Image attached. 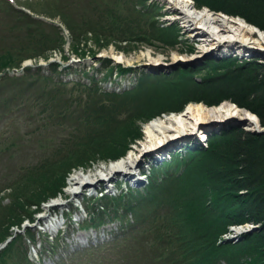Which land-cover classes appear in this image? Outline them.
<instances>
[{"label": "rangeland", "instance_id": "1", "mask_svg": "<svg viewBox=\"0 0 264 264\" xmlns=\"http://www.w3.org/2000/svg\"><path fill=\"white\" fill-rule=\"evenodd\" d=\"M89 1L91 2V7L98 3L96 0ZM100 1L102 4H105V2L108 4V6H106V12L104 13L105 17L102 18L100 16L95 19V21L91 24V27L94 29L96 25L103 27L100 29L101 33L103 34L102 40L98 39V41H96L90 35V33H87V39L85 40L83 38L82 41L72 42V39L69 37L70 33L72 37L74 36L79 38V36L83 35L86 29H91L88 21L92 16V12L87 13L88 7L85 0H80L83 6L79 7L80 12L87 13L84 15V18L80 15V13L77 14L76 11L74 14L77 15L62 14V10H64V12H69L73 8V3L76 2V0H11L15 7H21V10H24L30 14V16L21 13L20 17L24 16L25 18H23V20L20 19L17 21L18 25L21 23L18 37L15 35L10 36L9 34L11 30H6L0 34L1 42L5 43L6 41L4 40L6 39L7 43L10 44L6 49V52L9 51L8 55L12 57L16 56L15 58L4 60V64H15L22 58L31 57L32 55L38 54L37 56L30 58L32 62L31 66L33 67H30L32 69L28 74V78L20 79L16 77L20 73L10 71L11 76L17 79L15 81V93L23 92L32 78L40 80V76H53L51 81L52 85H66L62 88L54 90L51 89L47 84L43 83V85L48 88L46 95L47 98H54L53 104L51 105L50 109L46 108L43 104V99L38 98L37 105L32 111L31 121L26 122L27 118H23L24 121L22 124L26 127L18 134V136H20L22 139L20 141H16L14 138L12 141V146L9 149L7 147L5 148V150L8 151L4 154V161L0 162V164H2L1 168H3L0 170V211L5 208L6 211H10L9 204L13 198L18 200V204H22L26 202V199H29L35 195H37V197L34 198L35 201L37 198H42V196H45L44 200L37 202L38 210L41 212V214L39 216H34V224H28L27 221L23 220L21 221L22 226L29 227L30 232L34 234V240L36 243H34L35 247H33V243L28 241H25L23 244L26 255H28L34 264H147L149 260L146 258L143 259L142 251L147 248L149 240L146 239V242H143V239L145 237L148 238L147 235L149 234V231H152L150 229L152 226L150 223L154 224V218L153 216H148V219L144 222V226L138 225L136 229L130 230L128 227H135L137 225L136 220L137 222H141L142 220L137 214V212H140V210L129 213L131 208L127 209V206L137 205L139 207L141 200H145V197L147 196L145 187H147L148 182L152 180L154 185L159 186V189H162L167 185L171 188L170 183L174 185V183L178 181L180 175H183L185 164H187L191 158L195 156L194 149L197 148L193 143L195 140H197V136L196 133L193 132L189 135L177 137L176 139H180H178V142L176 143L175 141L177 140H171L173 144L169 145L171 143L170 142L168 144L169 146H165L164 150H168L170 154L174 155L173 159L175 161L171 160L173 161V166L167 169V167L165 168L164 166L165 164L163 165L162 163L170 161H161L160 159L152 161L154 169L152 174H150L148 181L146 183H137L134 185V182L129 180V183L132 185V187L128 186L127 192L122 191L121 187L110 191L108 196L115 195V198H113L115 199V202L113 203V199H109L107 201L100 200V195L96 193V190H98V188H100L102 185L104 186L107 180H99L100 183L96 184L92 190L89 188L88 190H85L82 187L79 192H77V194L69 195L67 192V185L69 180L74 177L75 174H98L100 168H106L112 163H117L118 161L116 162L114 160H118L119 158L116 157L115 159L110 157L111 160L107 161L106 159L103 160L100 158V156L95 155V153H97L95 152L92 156L93 161L88 163V169L84 170L81 166H78L79 164L76 163L73 164L71 162H67L61 166L57 164L55 162V157L58 155L57 150L64 149V147L61 148L63 146L62 144L68 138V133L71 130L69 129L67 133L65 131V126L60 125L61 120L63 119V114L70 111L71 109L78 108V106L82 103H90L88 97H94L99 93L102 94L101 99L103 100L100 110L106 111L108 107L106 101L104 100L108 99L105 94L116 93L118 96H120V100L124 105L120 113L117 111L116 113H119L118 115L116 113V115L106 114L102 120H98L92 125L93 134L90 135L94 137L97 136V140L103 143L105 142L106 138V127L109 129L110 126L116 125L117 123L119 124L128 117L136 116L138 110L141 109V112L144 110L147 111L150 107L151 116L149 118L140 116V112L136 119H132L134 122L132 124L133 129L137 128L142 137H137L132 141V143H130V146H128L126 149L128 153L131 148H143L142 140L143 135L146 133L145 127L150 120L155 122H163L165 118L172 116L169 113L170 110L179 107L178 104L182 99H174L173 101L168 99L167 101H162L164 104H159L160 107H158L157 110L154 109L158 101L162 100L159 98L162 95H165V93L163 91L159 92L160 90H158L156 91L158 94L157 97L151 98V95L154 94L153 88L162 85L166 78L171 79L173 75L179 71H194L202 67L207 61H218L228 57H238L240 58L239 60H242L241 58H244L245 56L247 58L257 57L262 63H264V54L259 52H247L242 47L244 51L239 53V55L232 54V51L236 50L238 46H229L228 48L213 50V52L210 49L211 47L207 45V42H203V40L198 42L197 40H193L192 36L190 37L187 34H183L184 30H182L183 26L180 23V20H178V22H174L176 23L174 24L171 23V17H175L173 14H171L170 18L164 16V14L168 13L165 11L169 9L170 6L164 4L161 1L112 0L114 2H118V4L112 5L110 4V1L108 3V0ZM191 1L193 2L194 10L202 9L200 6L194 5L195 1ZM128 6L133 7V9L136 11V15H138L140 19L141 26L143 27L144 31H148L147 34L151 35L152 25L149 28L150 23H153L155 26L160 28H171V31L166 32V37L169 39L168 43L170 44L164 43V40L161 42L158 39L153 40L149 45L140 42L122 44L120 42L121 37H125L127 41H132L128 36H131L130 34L136 28L135 26L121 28L120 25H118L121 15L127 10ZM206 9L209 10V8ZM58 11L61 12V15L58 14ZM209 11L211 13H217L211 10ZM32 13L42 15L44 17L46 16L50 19H55V25L62 29V33L64 35V39L62 40L60 46H56L57 38L55 36L51 35L47 37L44 34L42 24L38 23L33 28L25 25L26 22H32ZM217 14H223V16L230 17L223 12H218ZM79 21H83L84 25L82 27H75V25L80 23ZM60 23L63 26H61ZM64 28L69 33L65 31ZM50 29L51 26H47L45 31L49 32L51 31ZM109 33H112V39L107 40V35ZM26 34L27 36L25 41L27 43H23V36ZM33 41H40L41 46H34ZM30 42H32V45L28 44ZM45 42L51 44V47L47 48L48 50L46 49L44 52H42L43 48L47 46ZM5 46L6 45L3 47ZM55 49L58 51L50 52V50ZM45 52L47 54L46 57L43 54ZM3 54L5 53H0V56ZM117 58L121 59V61ZM104 60H106L107 66L109 65L108 62H110V65L113 68L118 65L121 66L122 69L128 68L129 72H127L126 75L122 77L117 76L115 74V70L111 74L110 71L104 70L105 68L102 66ZM39 64L42 66H37ZM49 64H54V66ZM150 77L153 78L149 80L146 79L147 83L140 85V83L144 82L141 81L142 79ZM198 77L199 74L194 76L195 79ZM36 83L37 82H34L32 86H35ZM135 93L139 94L136 96L134 95ZM132 96L136 97L131 99ZM28 101H31L30 98H28ZM31 103L34 104L32 101ZM192 104H200L205 108L214 107L205 106L201 103H190L186 107L182 108L180 112L183 113L185 109ZM223 104L231 105L237 110H243L245 113L253 116L256 119V116L249 111L233 106L227 101L225 103H221L218 106ZM34 106L35 105H33V107ZM151 112L153 113L151 114ZM173 112H176L174 116L179 114L176 109L173 110ZM79 117L80 116L78 115L75 116V118H77L76 123L79 120ZM178 118L180 119V122L185 123L186 127L191 122L192 117L188 114ZM199 124L201 125V123ZM189 126L191 127V125ZM203 126L206 128V131L202 130L200 132H203V134H206L210 137L223 135L229 133L230 131H233L235 135L234 137L238 138H240L241 135L239 132L242 134L247 132L249 136L254 134L264 135L257 133L260 131L257 125L255 126L254 124L251 126L246 122V119L241 117H233L228 119V121H205L202 122V127ZM88 127L89 126L87 125V128ZM48 139L55 141L54 148H52V141H49L51 143L46 144L48 142L46 140ZM22 146L25 149H23ZM56 146H58V149ZM201 146L204 148L203 144H200L199 148ZM186 148H190L191 153L194 155H192L190 152H188V154H186V152H182L185 151L183 149ZM16 149L18 151H16ZM3 150L4 149L0 150V154ZM79 151H83V149H80ZM126 151L122 154V157L127 156ZM150 152H146L141 157V160L137 162L138 164L135 163L134 166L137 167L141 162L151 158L153 154ZM13 153L14 155H12ZM123 159H120L119 161H123ZM45 161H49L47 167L40 170L43 172L42 174H45L43 175L45 177H42L38 183L34 184L30 189L20 186L21 184L16 185L18 182L24 184L26 176L28 174H32L33 170H35L33 172V175H35L39 171L38 169L40 165ZM136 161L137 159L135 162ZM74 165L78 167H75ZM70 168L72 169L62 180L63 184H60V192H56V194L53 196L51 194V189L53 190L56 188L54 182L56 180L59 181L57 177L58 173L61 175L65 169ZM150 168L151 167L148 166V168L141 167L140 169L142 174L146 176ZM128 172L131 173L133 170L131 171L130 169ZM120 175L121 176L116 177V179L108 180L107 182L123 184L126 181V176L128 174ZM167 177L170 180L166 179ZM219 178H225V183L219 181ZM226 179L230 178H228V174L224 173L218 178L214 176L209 177V179H207L210 184V188L208 190L211 189L212 185L226 187L229 183ZM191 181L195 182V184H199L201 191L205 188L206 183L198 175V171H195L192 174ZM34 191H36V194H32ZM79 193H82V195L85 193L83 200H81L82 195H79ZM103 203L106 205L104 206L105 209H103L104 214H98V217L96 215L94 225L96 227L101 225V227L98 229H94V226L93 228H90V221L86 215V211H88L87 209H93L98 205H102ZM71 204L74 212H69L70 215L67 220L62 219L60 215H57L56 217L54 216L55 212L60 214V212L65 213L67 211H71ZM121 206L126 208L127 212L120 210ZM115 207L118 208V213L114 211ZM34 209L35 207H31V210ZM151 209H153L152 206L143 207L142 211H148ZM13 211L11 212L14 215L15 212ZM41 217L43 219H40L39 221V218ZM206 217H208L213 224L220 222L219 216L213 211L207 213ZM52 220H54V222ZM38 222L43 224L45 223V225L39 226ZM260 228H262V225H249L248 228L242 229L244 232H242L240 235H234L233 231H230L228 228V230H226L228 233L223 236V238H221L218 243L220 244L224 242L222 243L224 247L237 246L235 250H233L235 252L246 249L248 244L244 245V248L239 246H242V243L249 241L251 235H258V230H260ZM40 229L44 230L41 231ZM141 230L147 231L141 234L139 233ZM9 231L13 233V231L18 230L15 227L10 226ZM247 235L250 237H248L247 240H244ZM123 237L125 238L123 239ZM46 238L53 240L58 238L60 243L65 245L60 247L58 251L59 253L57 255L55 254L56 257L53 256L55 258L49 256V254L43 250L42 246H40V248L38 247L39 243H42ZM170 242H173L171 246L177 245L176 247H178L180 245L179 240L172 239ZM256 243V239H252L251 245H256ZM227 244L231 246H227ZM242 254L238 258V261L242 260ZM253 254V251L252 255L248 252L246 258L254 257ZM168 255L175 254L168 252ZM217 260L222 261L221 259ZM157 262H159V260H155L154 264Z\"/></svg>", "mask_w": 264, "mask_h": 264}, {"label": "trees", "instance_id": "2", "mask_svg": "<svg viewBox=\"0 0 264 264\" xmlns=\"http://www.w3.org/2000/svg\"><path fill=\"white\" fill-rule=\"evenodd\" d=\"M193 1H195L194 5L204 6L217 13L223 12L230 17H239L249 25L264 31V0ZM131 18L122 17L118 25L121 28L135 26L134 30H139L135 36H128L130 40L132 38L134 40L127 41L125 37H121L120 42L125 44L149 42L152 37L142 34L141 24L139 27V23L132 21ZM101 27L95 26L100 29ZM100 29H93L96 41L103 38ZM166 32L168 30L157 28L153 31V35L159 41L164 40V43H168ZM111 34L107 35V40L112 39ZM197 74L199 77L195 79L194 76ZM158 90L163 91L165 95L159 98L162 100L155 105L156 110L160 107L159 104H164L162 101L168 99L172 101L182 99L178 104L179 107L175 108L177 111L182 110L190 102L202 103L210 107L227 101L255 115L260 127L264 129V65L232 58L211 60L194 71H179L171 79H165L164 84L153 89L154 94L151 98L157 97ZM150 109L149 107L147 111L142 112L140 109L136 116L128 117L121 123L110 126L109 129L106 127V138L103 143L97 140V136L90 135L93 134L90 129L84 131L83 121L86 120V124L88 120L95 123L102 120L106 114L115 115L113 111L108 110V113L100 114L95 112V116H90L94 118L85 115L79 117L77 123L76 118L71 117L69 122L78 127H75L76 125L71 127L70 135L64 142L66 155L57 163L60 166L67 162L83 166L82 164L93 161L92 156L95 152H97L95 155L103 159L115 158L123 154L140 134L137 128L133 129L132 119H136L140 112V116L149 118ZM239 133L240 138L234 137L233 131L210 137L206 148L195 150V156L185 164L183 175H180L174 185L170 183L171 188L167 185L166 188L155 191L147 197L144 206L153 207V215L150 216H153L154 224L152 223L150 227L152 232L147 235L148 238L143 239V242L148 239L149 244L142 253L143 259L150 261L149 264H154L155 260H159L158 264H264V135L249 136L247 132ZM80 149L83 151H79ZM47 165L48 163L45 162L39 169H45ZM71 169H65L61 175L58 173L59 181L54 182L56 188L51 189L53 196L56 192H60V184H63L62 180ZM40 170L35 175L26 176L24 184L18 182L16 185L21 184L20 186L30 189L45 177ZM195 171H198V175L206 183L202 191L199 184L191 181ZM223 173L228 174L230 178L226 179L228 185L226 187L212 185L208 190L210 184L207 179L211 176L218 178ZM219 181L225 183V178H219ZM32 194H36V191ZM35 197L37 195L26 199L22 204H18V200L13 198L9 204L10 211H6V208L0 211V241L9 235L10 226L19 225V228L23 219H32L31 207L38 208L37 202L45 199V196H42L35 201ZM113 202L115 199L112 200ZM104 206L105 203L93 208L89 214L90 227L95 225L96 215L98 217V214H104ZM128 208H131L130 211L141 210L139 207ZM127 209L124 208V211L127 212ZM11 211L15 214L13 215ZM114 211L118 213V208L115 207ZM210 211L219 216V223L213 224L206 217ZM137 214L142 219L139 225L144 226L146 217L142 212L138 211ZM244 224L262 225L258 235L253 234L254 236L251 237L247 235L244 240L248 237L250 240L242 243V246L238 245L243 247L248 244L246 249L235 252L233 250L237 246L224 247L222 243H218L226 232V227ZM146 231L141 230L139 233L143 234ZM27 239L32 241L28 235ZM172 239L179 240L180 245L169 249L168 244ZM252 239H256V245H251ZM24 241L20 235L14 237L6 248L0 251V264H31L23 247ZM46 243L50 244L49 241ZM172 243L170 242L169 245L171 246ZM49 248L53 250L52 246ZM252 251L254 257L246 258L248 252L252 255ZM168 252L175 255H168ZM241 254L242 260L238 261Z\"/></svg>", "mask_w": 264, "mask_h": 264}, {"label": "bare ground", "instance_id": "3", "mask_svg": "<svg viewBox=\"0 0 264 264\" xmlns=\"http://www.w3.org/2000/svg\"><path fill=\"white\" fill-rule=\"evenodd\" d=\"M158 1L170 6V8L165 12L175 14V19H179L181 21L180 23L183 26V29H181L184 30L183 34H187L190 37L195 34L194 37H198L199 39H202L203 42H207V45L211 47L210 49L212 51L228 48L229 46H238L245 48L247 52L256 51L264 54V31L250 26L246 21L236 17L223 16V14L211 13L206 8L194 10L193 2L191 0ZM119 60L121 61V59ZM188 114L192 118L191 122L185 127V123L180 122L178 117L186 116ZM233 117L246 119V122L251 126L254 124L256 126L258 123L253 116L245 113L243 110H237L235 107L228 104L212 108H205L200 104H192L188 106L183 113L177 114L176 116H169L165 118L163 122H148L145 127L146 133L143 135L142 140L143 148H131L123 161L112 163L106 168H100L98 174H75V176L68 182L67 192L73 195L82 187L93 188L96 184L100 183L99 180L103 178L114 180L116 177L121 176V171L129 170L136 159L140 161L141 157L146 152L153 151L150 153L156 154L159 151H163L165 146L167 147L173 144L171 140L175 139L177 140L175 143L178 142V139L180 138H176L179 136L182 137L184 135H189L194 131H206V128H204V126L202 127V122L228 121V119ZM199 123H201V125ZM189 125H191V127ZM137 137L141 138L142 135L139 134ZM248 227L249 225L233 228V234L240 235L243 232L241 230ZM227 246L231 245L227 244Z\"/></svg>", "mask_w": 264, "mask_h": 264}, {"label": "water", "instance_id": "4", "mask_svg": "<svg viewBox=\"0 0 264 264\" xmlns=\"http://www.w3.org/2000/svg\"><path fill=\"white\" fill-rule=\"evenodd\" d=\"M234 106V105H233ZM257 119V118H256ZM257 127L260 129L259 132H257L258 134H264V129L260 127L259 123H257Z\"/></svg>", "mask_w": 264, "mask_h": 264}]
</instances>
